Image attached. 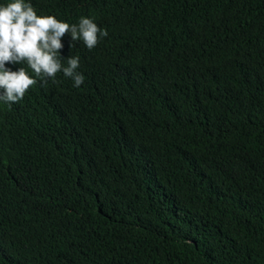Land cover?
<instances>
[{
	"label": "trees",
	"instance_id": "obj_1",
	"mask_svg": "<svg viewBox=\"0 0 264 264\" xmlns=\"http://www.w3.org/2000/svg\"><path fill=\"white\" fill-rule=\"evenodd\" d=\"M25 2L108 36L0 101V264H264V0Z\"/></svg>",
	"mask_w": 264,
	"mask_h": 264
},
{
	"label": "clouds",
	"instance_id": "obj_2",
	"mask_svg": "<svg viewBox=\"0 0 264 264\" xmlns=\"http://www.w3.org/2000/svg\"><path fill=\"white\" fill-rule=\"evenodd\" d=\"M66 33L73 42L70 48L82 41L89 50L108 36L107 30L91 18L81 17L77 24L69 25L51 15L38 16L33 5L25 0L0 5V101L11 106L23 99L33 85L44 87L59 72L70 78L74 87L83 84L84 75L78 71L79 57L70 56L67 66L60 58L61 40ZM6 63H26L35 75L30 76L24 67L12 71L5 67Z\"/></svg>",
	"mask_w": 264,
	"mask_h": 264
}]
</instances>
